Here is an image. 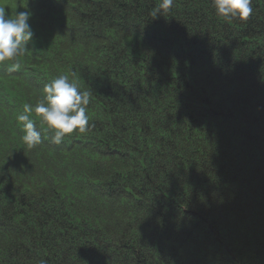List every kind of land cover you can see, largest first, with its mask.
<instances>
[{
  "label": "trees",
  "instance_id": "trees-1",
  "mask_svg": "<svg viewBox=\"0 0 264 264\" xmlns=\"http://www.w3.org/2000/svg\"><path fill=\"white\" fill-rule=\"evenodd\" d=\"M6 1L34 35L0 65V264H264V0ZM61 74L89 130L28 148L16 116Z\"/></svg>",
  "mask_w": 264,
  "mask_h": 264
},
{
  "label": "clouds",
  "instance_id": "clouds-1",
  "mask_svg": "<svg viewBox=\"0 0 264 264\" xmlns=\"http://www.w3.org/2000/svg\"><path fill=\"white\" fill-rule=\"evenodd\" d=\"M173 5L174 0H159L151 14L157 17L170 11ZM212 6L215 14L226 20H247L253 12L252 0H212ZM29 19L27 11L8 15L6 7L0 5V65L20 67L34 35ZM42 93L41 99L24 105L16 116L24 145L28 148L40 145L45 131L52 133L50 142L58 145L74 132L83 134L89 130L90 93L82 91L74 79L61 74L46 83Z\"/></svg>",
  "mask_w": 264,
  "mask_h": 264
},
{
  "label": "rangeland",
  "instance_id": "rangeland-1",
  "mask_svg": "<svg viewBox=\"0 0 264 264\" xmlns=\"http://www.w3.org/2000/svg\"><path fill=\"white\" fill-rule=\"evenodd\" d=\"M0 5L6 7V13L12 15L16 11H19L17 8V4H9L6 0H0Z\"/></svg>",
  "mask_w": 264,
  "mask_h": 264
}]
</instances>
